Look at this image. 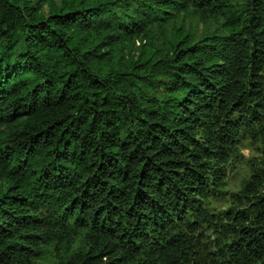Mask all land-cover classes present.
Listing matches in <instances>:
<instances>
[{"label": "trees", "instance_id": "1", "mask_svg": "<svg viewBox=\"0 0 264 264\" xmlns=\"http://www.w3.org/2000/svg\"><path fill=\"white\" fill-rule=\"evenodd\" d=\"M47 2L0 0V264H264V168L208 205L264 137V0ZM191 7L227 32L151 42Z\"/></svg>", "mask_w": 264, "mask_h": 264}, {"label": "rangeland", "instance_id": "2", "mask_svg": "<svg viewBox=\"0 0 264 264\" xmlns=\"http://www.w3.org/2000/svg\"><path fill=\"white\" fill-rule=\"evenodd\" d=\"M134 1V0H133ZM59 6L61 0H49L45 3L43 11L47 14L53 4ZM179 29L181 31H179ZM183 32L189 34L193 41L201 39L206 34H224L227 29L221 16L204 18L197 13L194 7L181 11L169 20H157L150 27V40L159 49L165 48L175 40L176 36ZM143 49L142 40L130 42L123 50L119 51V57L135 58L141 54ZM240 155L237 160L227 164V176L222 188L224 194L221 197H210L208 205L212 212L227 209L233 204V194L240 191L252 173V166L264 168V137L254 138L250 134H244L238 145ZM209 234L213 236L211 231ZM51 254L48 253L38 264H50Z\"/></svg>", "mask_w": 264, "mask_h": 264}]
</instances>
